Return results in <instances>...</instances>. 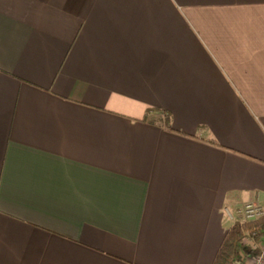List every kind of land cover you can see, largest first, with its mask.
<instances>
[{
    "label": "crops",
    "instance_id": "obj_1",
    "mask_svg": "<svg viewBox=\"0 0 264 264\" xmlns=\"http://www.w3.org/2000/svg\"><path fill=\"white\" fill-rule=\"evenodd\" d=\"M264 205V0H0V264H212Z\"/></svg>",
    "mask_w": 264,
    "mask_h": 264
},
{
    "label": "trees",
    "instance_id": "obj_2",
    "mask_svg": "<svg viewBox=\"0 0 264 264\" xmlns=\"http://www.w3.org/2000/svg\"><path fill=\"white\" fill-rule=\"evenodd\" d=\"M253 244L264 245V217L231 224L212 264H243L247 256L259 254Z\"/></svg>",
    "mask_w": 264,
    "mask_h": 264
},
{
    "label": "built area",
    "instance_id": "obj_3",
    "mask_svg": "<svg viewBox=\"0 0 264 264\" xmlns=\"http://www.w3.org/2000/svg\"><path fill=\"white\" fill-rule=\"evenodd\" d=\"M238 214L230 210L226 211V216L233 222H250L256 221L264 217V205L260 201H253L252 203L246 205L243 209L239 210ZM255 249H259V254L249 255L244 259L243 264H264V245L253 244Z\"/></svg>",
    "mask_w": 264,
    "mask_h": 264
},
{
    "label": "rangeland",
    "instance_id": "obj_4",
    "mask_svg": "<svg viewBox=\"0 0 264 264\" xmlns=\"http://www.w3.org/2000/svg\"><path fill=\"white\" fill-rule=\"evenodd\" d=\"M241 209H243V208H241ZM241 209H240V210H241ZM238 212H239V215H240V212H241V211H237L236 213H234V215L238 214Z\"/></svg>",
    "mask_w": 264,
    "mask_h": 264
}]
</instances>
